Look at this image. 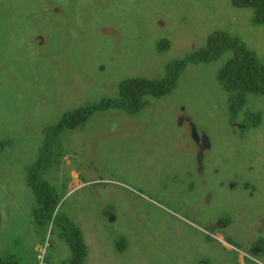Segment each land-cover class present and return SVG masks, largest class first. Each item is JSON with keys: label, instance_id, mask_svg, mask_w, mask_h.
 I'll return each instance as SVG.
<instances>
[{"label": "rangeland", "instance_id": "rangeland-1", "mask_svg": "<svg viewBox=\"0 0 264 264\" xmlns=\"http://www.w3.org/2000/svg\"><path fill=\"white\" fill-rule=\"evenodd\" d=\"M252 21L231 0H0V259L67 264L79 230V264H264V94H246L234 114L253 112L255 126L228 124L234 106L216 77L229 49L188 63L136 113L96 111L51 132L69 112L116 99L123 81L163 78L214 31L264 63V24ZM198 152L221 170L209 187L225 181L232 194L187 196L204 206L190 218L171 200L191 185Z\"/></svg>", "mask_w": 264, "mask_h": 264}, {"label": "trees", "instance_id": "trees-1", "mask_svg": "<svg viewBox=\"0 0 264 264\" xmlns=\"http://www.w3.org/2000/svg\"><path fill=\"white\" fill-rule=\"evenodd\" d=\"M231 1L232 5L237 8L253 10L252 22L254 25L264 24V0ZM166 46L167 41L165 40L158 44L160 50L166 48ZM225 49L232 51V57L218 72L216 80L222 90L230 95L231 104L234 106L232 107L233 114H235V111L244 106L246 94H264V63L237 38L221 31H214L207 37L203 48L194 52L188 58L169 64L167 73L163 78L158 80L131 78L123 81L119 85V96L116 99L102 100L97 105L81 107L69 112L51 129V132L57 133L64 128H74L86 121L96 111H105L112 108L131 114L136 113L142 108L144 97L159 98L168 94L174 87L178 74L188 63L210 62L216 59ZM255 117L253 112L247 111L244 114L243 123L248 128L255 126L259 120L258 118L256 123L250 124ZM28 182L38 194V186L31 177H29ZM67 243L72 250V260L67 264H79L86 252L80 231L76 230L72 238L67 239ZM0 264L13 263L9 259L6 261L0 259Z\"/></svg>", "mask_w": 264, "mask_h": 264}, {"label": "flooded vegetation", "instance_id": "flooded-vegetation-1", "mask_svg": "<svg viewBox=\"0 0 264 264\" xmlns=\"http://www.w3.org/2000/svg\"><path fill=\"white\" fill-rule=\"evenodd\" d=\"M244 106H242V108L238 109L239 111H241L243 109ZM249 111V110H243L242 111V117L240 122H237V118L234 117L233 114V108H231L229 115H228V124L231 127H235L236 129L239 130V132H243L244 130L250 129L248 128L244 123H243V118H244V114ZM250 112V111H249ZM205 148H209L205 147ZM198 162L196 165V168H188V177L190 178V182L191 185L186 186V187H180V189L173 195L172 197V203L175 204L178 207V211H180L179 213L185 215V216H192V217H197L199 215H201L204 212V206L202 204H191L190 202L187 201V196H193L195 199H200L202 193L204 191L209 192V189H220V190H224V192L229 195L230 193L232 194L231 190H227L228 189V185H226L225 181H221L219 180L218 183L217 182H213V186L212 188L209 187L208 185V181L205 180V177L207 175H211L212 177L216 178V175L221 171L218 168H210V165L207 159H204L203 156V152H198ZM202 162H208L207 165H203ZM196 175L199 176V182H200V186H196V187H192L193 185V178H196ZM181 183V182H179ZM227 188V189H225ZM212 193V192H211ZM190 217V218H192ZM214 228H212V230H214ZM251 252L253 254H256V252H254L253 250H251Z\"/></svg>", "mask_w": 264, "mask_h": 264}, {"label": "crops", "instance_id": "crops-1", "mask_svg": "<svg viewBox=\"0 0 264 264\" xmlns=\"http://www.w3.org/2000/svg\"><path fill=\"white\" fill-rule=\"evenodd\" d=\"M218 238L222 241V243L224 244V246H225L226 248L230 249V248L232 247L231 245L225 243V242L222 240V238H221L220 236H219ZM241 262H242V264H244L243 261H241Z\"/></svg>", "mask_w": 264, "mask_h": 264}]
</instances>
